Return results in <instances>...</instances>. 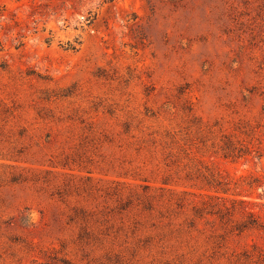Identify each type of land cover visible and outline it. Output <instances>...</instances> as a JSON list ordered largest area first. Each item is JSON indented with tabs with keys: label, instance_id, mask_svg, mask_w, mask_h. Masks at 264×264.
<instances>
[{
	"label": "rangeland",
	"instance_id": "374dc122",
	"mask_svg": "<svg viewBox=\"0 0 264 264\" xmlns=\"http://www.w3.org/2000/svg\"><path fill=\"white\" fill-rule=\"evenodd\" d=\"M263 195L264 0H0V264H264Z\"/></svg>",
	"mask_w": 264,
	"mask_h": 264
},
{
	"label": "trees",
	"instance_id": "16d2710c",
	"mask_svg": "<svg viewBox=\"0 0 264 264\" xmlns=\"http://www.w3.org/2000/svg\"><path fill=\"white\" fill-rule=\"evenodd\" d=\"M69 48H74V46H70ZM224 156H232L235 157L236 155H231L228 152H224ZM264 197V195H263ZM241 203H244L243 200L239 201ZM244 215L246 218H242L238 220L234 225L233 229L237 230L239 233L245 231V230H255L259 234L260 237L264 239V219L261 218L256 212L251 210L244 211ZM252 247L257 252V259L260 263H264V250L263 248H260V246L257 244V242H252Z\"/></svg>",
	"mask_w": 264,
	"mask_h": 264
}]
</instances>
